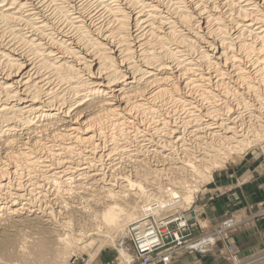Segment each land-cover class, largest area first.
Masks as SVG:
<instances>
[{
	"label": "bare ground",
	"instance_id": "obj_1",
	"mask_svg": "<svg viewBox=\"0 0 264 264\" xmlns=\"http://www.w3.org/2000/svg\"><path fill=\"white\" fill-rule=\"evenodd\" d=\"M263 137L264 0H0V226L42 235L19 244L16 264L82 253L90 264L119 234L128 244L130 225L188 209L213 170ZM146 140L154 154L128 148ZM151 159L188 166L190 180L150 188L103 167ZM62 191L87 222L54 218ZM89 192L99 206L77 202Z\"/></svg>",
	"mask_w": 264,
	"mask_h": 264
},
{
	"label": "rangeland",
	"instance_id": "obj_2",
	"mask_svg": "<svg viewBox=\"0 0 264 264\" xmlns=\"http://www.w3.org/2000/svg\"><path fill=\"white\" fill-rule=\"evenodd\" d=\"M134 143L135 142H132L131 144H129L128 146H130V147H128V148H130V149H140L139 151L138 150L136 151V152H138L140 154H141V150H142V152L145 151V153H147V152L150 153L151 152L152 154H154V152L151 149L153 147L152 146L150 147V143L147 140L146 141H143V142L142 141L139 142V145L137 147L134 145ZM142 143L143 144L145 143V144L143 145ZM262 143H264V139H261V141H259L258 143L254 144L252 147L248 148L247 150L241 152L240 154H233L231 156V158H229L226 161L224 167L228 163L233 162V161H236L237 158H239V157L247 154L248 156H251L252 155V156L255 157V159H258V162L261 163V167H263V169H264V150L261 148V144ZM140 146H141V148H140ZM176 147H177V149L172 150V153H171L172 159L174 158L175 160L177 159L178 156H183L185 154L182 151V147H180L179 144L177 146H175V148ZM165 151L166 152H169L170 150H165ZM176 152H177V154H176ZM115 157L118 158L119 155L116 154ZM115 157L113 156V158H115ZM120 159H118V160H120ZM153 159H151L149 161L152 164V166H151V164L149 162H148V164L147 163H144V162H142V164L141 163H133L135 166L132 164V162H129L130 164L128 162H119L118 164H116V166H114L116 168L118 166V169H115V168L110 169L109 168V165H107V164H104L103 167H106V168H104V170L106 169L105 171H106V174L108 175V177H110V175H111V177H113V176H116L117 177V176H122V175H127L128 174L130 176V179H133V180H136V181H140V182H144V186H147V187H150V188H151V186L148 183H151V182H154V184H157L159 182L166 183V185L168 186V183L169 182H167V181H170L171 178L174 179V180L175 179L178 180L181 177L183 179H188L189 178L188 180H190L191 175L188 173V176H187V173H186V172H188V166H184L183 169H181V170L180 169H178V170L176 169L175 170L174 168H172L173 165L175 166V165H183V164H181V163H176V164L172 163V164H170L174 160L168 161L169 163L167 161H165L164 163H162V162L154 161ZM118 160H114V162H118ZM108 161H110V160H107L106 163ZM176 161H178V160H176ZM156 163L158 164L157 166L154 165ZM137 164L139 165L140 168L138 167ZM134 167H136V168H134ZM150 167L151 168H153V167H158V168L166 167L167 168L168 167V169L167 170H163V172H161L162 174L161 173L156 174V175H159V176H154V173H152V171H150V169H151ZM224 167H222V168H224ZM119 168H122V169H119ZM132 168H133V170H132ZM141 168L144 169L145 172L143 170H141V173H138L137 174L136 171H139L140 172V169ZM222 168H217V169L213 170L212 171V176H213V174L215 172H217L218 170H220ZM124 170H125V172H123ZM189 170H190V168H189ZM118 172H119V174H118ZM147 172L150 174L151 177H149V175H148ZM144 173H146V175ZM151 173H152V175H151ZM112 174H113V176H112ZM141 174H144V176L141 175ZM160 174H161V176H160ZM140 177L142 179H143V177H149V178L142 180ZM23 178L25 179L26 177H23ZM208 182H210V181H208ZM207 184L208 183L206 181H203V182H201L199 184L200 187H199V190L195 193V200H194L193 204H191V206L188 209L185 208L187 210H185L183 208H179L180 210H185L186 211L185 214H186L187 218L189 219V222L192 224V227L190 228V231L187 234V237H185L188 240L198 239V238H200L203 235H208L209 233L215 232V230L218 228V226L220 225V223L224 219L230 217L231 215H234V216L235 215H239V218L241 219V222L239 223V226H241V227H246V226H248V224H250V222L264 218V202H260V203H258V206H256V208L255 207L254 208H251V210H250V208L249 209H244V208L237 209V210H235L233 212H230L228 214H225L216 224H214V225L209 224L206 221V218L203 216V210H199V209L194 210L193 209V205L195 203L198 204L200 202L201 198H202V195H204V191L203 190L207 186ZM114 188H115V190L117 189L116 188V185H114ZM134 190L136 191V193L134 192ZM130 191H131V192H129L130 194H128V197L125 196V199H127V202L128 203H130L131 205H133L134 204L133 202H135V201L137 202V201H140L141 200V196L137 192L138 191L137 189H133V190H130ZM61 193H62V195L60 194L61 195L60 198L56 200V202H57L56 205L54 204V210H53V212H54V216H56L54 218L56 220L58 219V220H61V221H68L69 220L72 223L71 225L74 226L73 228H76V227L80 226L79 224H83L84 222H87V220L84 217H82L83 214H76V215H74L73 214L74 212H72L71 210L69 211V209L64 208V206H63L62 203H59L61 201V199H64V201H65V198L69 202H71L72 199L74 200V196H75L74 192L62 191ZM90 193L91 192H89V194L81 193L80 196H82L83 198L76 199L77 202H80L81 204H82V202H84V203H87L88 202L89 203L88 205H91V206H94V205L97 206L98 205L99 206V203H97V201H96V204H94V200L92 201V198H94L96 200L98 198V196H101V195L100 194L99 195H96V194L95 195H90ZM50 197H52V195ZM132 199H133V201H132ZM58 200H60V201H58ZM85 200H86V202H85ZM117 203H119V202H117ZM61 205L63 206L64 209L62 208ZM60 209H61V211H60ZM62 210H64V211H62ZM48 211H50V209ZM55 213H57V214L58 213H62V214L57 215ZM64 213H65V215H64ZM61 216H64V217L61 218ZM195 216H197V217H195ZM44 218L45 217H43L42 219H44ZM64 219H66V220H64ZM8 224L1 225L0 226V264H16L15 259L18 257L16 255V253H17V249H19V246L22 243H24L25 246H27V245L28 246H31L32 244L34 245L35 242L37 241L35 237L42 236L41 233L40 234H36L38 232H41L40 231V227H38V226H40V224L39 225L38 224L37 225L36 224L34 225L32 223L29 224L28 221H25L24 222V225H22V227L21 226H14V225L11 226V223H8ZM51 225H53V224H51ZM239 226H236L234 229H231V230H229L227 232L226 242H230V243L235 244V242L233 241V233L236 231V229ZM15 228L18 229V230H16ZM28 228H30V229H28ZM13 230H16V231H13ZM93 237H97V235L94 234ZM121 238H122L121 237V234H119L117 237H115L114 245L109 244L105 248H103L100 251V253L97 255V257H95V259L90 264H132L130 262V260H132L133 251H132L131 247H129L128 244H124V246L121 245V241H122ZM217 238L218 239L216 240V243L213 245V247L210 249V251H208L206 253H198V254H210V255L213 254V255H215L217 257V259L221 262V264H232L230 257H228L226 247L224 246L222 240L220 239L221 236H217ZM4 239H7L9 241V244L6 245V246H4L5 245L4 244V242H5ZM235 246H236V244H235ZM236 248H237L238 257L242 260V262H247L249 259L255 258V259H257V261L255 262V264H264V247L258 253H255V254L249 255V256H245V257H241L240 254H239V248L237 246H236ZM121 249L124 252V257L121 255ZM221 251H223V253ZM182 252L192 253V252H188L186 250H179L178 253H177V255L182 254ZM74 256L79 257L78 264H86V261H87V257L88 256L85 253H82V254H70L69 256H67V258H64V259H67L66 264H68L69 258L70 257H74ZM80 258H83V260H81ZM64 264H65V262H64Z\"/></svg>",
	"mask_w": 264,
	"mask_h": 264
},
{
	"label": "crops",
	"instance_id": "obj_3",
	"mask_svg": "<svg viewBox=\"0 0 264 264\" xmlns=\"http://www.w3.org/2000/svg\"><path fill=\"white\" fill-rule=\"evenodd\" d=\"M203 191L204 195L198 204L193 205V209L203 210L206 221L214 225L225 214L240 208L251 210L264 202V169L258 159L245 154L215 172ZM233 241L241 257L258 253L264 247V218L252 221L246 227L239 226L233 233ZM170 264L221 262L213 254L182 252Z\"/></svg>",
	"mask_w": 264,
	"mask_h": 264
},
{
	"label": "built area",
	"instance_id": "obj_4",
	"mask_svg": "<svg viewBox=\"0 0 264 264\" xmlns=\"http://www.w3.org/2000/svg\"><path fill=\"white\" fill-rule=\"evenodd\" d=\"M185 212L181 210L175 215L163 218L162 220H155L152 216L147 217L148 220L144 224H133L128 228L125 237L131 248L135 250L133 256V263L135 264H170L173 256L179 249L184 248L188 252L200 251L202 242L212 240V247L221 236L220 239L224 241L228 257H230L232 264H254L257 259L252 258L247 262H242L238 257L235 245L226 242L227 232L234 229L241 219L231 215L224 219L215 232L203 235L198 239L188 240L187 234L190 231L188 219L185 220ZM201 242V243H200ZM227 257V258H228ZM83 260V258H80ZM69 264H77L79 257H70Z\"/></svg>",
	"mask_w": 264,
	"mask_h": 264
}]
</instances>
